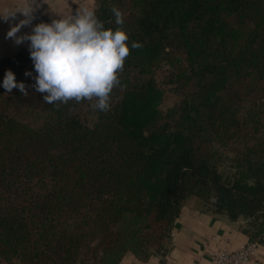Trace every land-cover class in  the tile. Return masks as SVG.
I'll return each instance as SVG.
<instances>
[{
    "label": "trees",
    "instance_id": "obj_1",
    "mask_svg": "<svg viewBox=\"0 0 264 264\" xmlns=\"http://www.w3.org/2000/svg\"><path fill=\"white\" fill-rule=\"evenodd\" d=\"M114 7L129 53L106 111L44 102L28 47L0 60L28 92L0 87V264L163 254L191 196L264 243V0H95L105 28Z\"/></svg>",
    "mask_w": 264,
    "mask_h": 264
},
{
    "label": "clouds",
    "instance_id": "obj_2",
    "mask_svg": "<svg viewBox=\"0 0 264 264\" xmlns=\"http://www.w3.org/2000/svg\"><path fill=\"white\" fill-rule=\"evenodd\" d=\"M40 2L29 0L20 9L0 16L7 19L17 11L23 14L24 18L10 27L6 36L13 37L16 44L28 42L35 71L34 90L43 94L42 99L46 103L95 97L92 107L106 111L109 93L120 83L118 71L129 53L121 12L115 7L112 9L115 28H105L104 22L89 8L33 24ZM25 25H31V31L17 36L21 26ZM130 46L137 48L140 45L133 41ZM24 75L31 77L32 72L26 71ZM0 87L7 92L15 87L22 94L28 93L25 83L17 81L12 70L5 71Z\"/></svg>",
    "mask_w": 264,
    "mask_h": 264
},
{
    "label": "crops",
    "instance_id": "obj_3",
    "mask_svg": "<svg viewBox=\"0 0 264 264\" xmlns=\"http://www.w3.org/2000/svg\"><path fill=\"white\" fill-rule=\"evenodd\" d=\"M76 1L41 0L32 23L48 22L71 9ZM84 3L86 8L93 10L95 7V0H84ZM25 5V0H0V16H6L9 11L18 10ZM23 18L19 11L7 19L0 18V60L28 47L27 41L16 44L13 37L6 36L10 27ZM30 31L31 25L21 26L16 35ZM248 223L247 218L231 220L225 214L205 210L197 198L188 197L173 223L169 243L163 254L141 259L126 252L118 264H215V257L220 251L235 249L249 240L246 233ZM242 264H264V243L257 242L255 252Z\"/></svg>",
    "mask_w": 264,
    "mask_h": 264
},
{
    "label": "built area",
    "instance_id": "obj_4",
    "mask_svg": "<svg viewBox=\"0 0 264 264\" xmlns=\"http://www.w3.org/2000/svg\"><path fill=\"white\" fill-rule=\"evenodd\" d=\"M25 1L26 4L29 2V0H25ZM81 8H86L84 0H77L71 9L53 18L69 15L74 11L80 10ZM256 248H257L256 241L247 240L246 242H244L235 249L220 251L215 257V264H242L243 262L247 261L250 258L252 253L255 252Z\"/></svg>",
    "mask_w": 264,
    "mask_h": 264
},
{
    "label": "rangeland",
    "instance_id": "obj_5",
    "mask_svg": "<svg viewBox=\"0 0 264 264\" xmlns=\"http://www.w3.org/2000/svg\"><path fill=\"white\" fill-rule=\"evenodd\" d=\"M164 94L162 97V100L160 102L159 108L161 110L166 109L167 107H169L170 105H172L176 99V96L174 93H172L170 90H168V88L165 86L164 87ZM193 199H195L193 196H191Z\"/></svg>",
    "mask_w": 264,
    "mask_h": 264
}]
</instances>
